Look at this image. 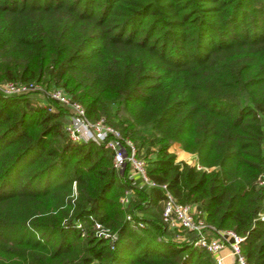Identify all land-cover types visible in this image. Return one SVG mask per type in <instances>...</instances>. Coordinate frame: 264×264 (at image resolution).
Returning <instances> with one entry per match:
<instances>
[{
    "label": "trees",
    "instance_id": "16d2710c",
    "mask_svg": "<svg viewBox=\"0 0 264 264\" xmlns=\"http://www.w3.org/2000/svg\"><path fill=\"white\" fill-rule=\"evenodd\" d=\"M30 80L119 128L150 178L264 264V0H0V83ZM34 100L0 92V264H215L163 221L160 185Z\"/></svg>",
    "mask_w": 264,
    "mask_h": 264
},
{
    "label": "built area",
    "instance_id": "2783aa9c",
    "mask_svg": "<svg viewBox=\"0 0 264 264\" xmlns=\"http://www.w3.org/2000/svg\"><path fill=\"white\" fill-rule=\"evenodd\" d=\"M0 92L5 95L34 94L37 104H45L50 110H63L67 117L65 130L71 140L94 141L109 148L113 167L120 173L128 167L127 176L133 184L143 188L160 185L164 191L162 219L169 228L190 231L193 234L192 242L208 250L215 264H226L225 255L221 253L226 243L230 254L234 256L235 264H249L240 250L243 236L231 229H221V235H211V230H214L207 225L204 215L195 204L177 201L166 183L158 184L149 177L146 171V159L130 137L123 135L119 128L104 117L95 120L87 118L84 106L71 98L65 90L60 87L45 90L33 81H5L0 83ZM262 175L264 177V173ZM263 181L262 179L261 182ZM131 194L132 190L127 189L120 197L123 205L129 203ZM127 218L131 219L132 215L128 213ZM138 224L144 226L142 221ZM95 226L99 235L109 236L110 240L116 238L115 234H109L99 223L96 222ZM180 237L183 238V235Z\"/></svg>",
    "mask_w": 264,
    "mask_h": 264
},
{
    "label": "crops",
    "instance_id": "0c3cea01",
    "mask_svg": "<svg viewBox=\"0 0 264 264\" xmlns=\"http://www.w3.org/2000/svg\"><path fill=\"white\" fill-rule=\"evenodd\" d=\"M177 151H178V150H177ZM189 154H191V153L186 152V151H183V150H179V151H178V156H179L180 158H183V159H186V160L188 159ZM131 195H132V194H131ZM171 229H172V228H171ZM213 230H214V229H213ZM172 231L174 232V230H172ZM210 234H211V235H214V236H216V235H221V229H217V230H214V231L211 230ZM221 253L225 255V263H226V264H230V263H231V261H230V256H232V255L230 254V249H229L228 243H226V246H224V247L222 248ZM233 264H235V259H234V261H233Z\"/></svg>",
    "mask_w": 264,
    "mask_h": 264
},
{
    "label": "rangeland",
    "instance_id": "374dc122",
    "mask_svg": "<svg viewBox=\"0 0 264 264\" xmlns=\"http://www.w3.org/2000/svg\"><path fill=\"white\" fill-rule=\"evenodd\" d=\"M30 81L37 82V83H38L42 88H44L45 90H49V89L52 88V87L47 86V84H46L45 82H40V81H35V80H30ZM34 101H35V100H34ZM176 151H177V149H176ZM178 158H180V157L178 156ZM187 160L194 161V155L189 154V157H188ZM230 261H231L230 264H233V261H234V256H233V255L230 256Z\"/></svg>",
    "mask_w": 264,
    "mask_h": 264
},
{
    "label": "water",
    "instance_id": "95a60500",
    "mask_svg": "<svg viewBox=\"0 0 264 264\" xmlns=\"http://www.w3.org/2000/svg\"><path fill=\"white\" fill-rule=\"evenodd\" d=\"M198 208H200V207L198 206Z\"/></svg>",
    "mask_w": 264,
    "mask_h": 264
}]
</instances>
